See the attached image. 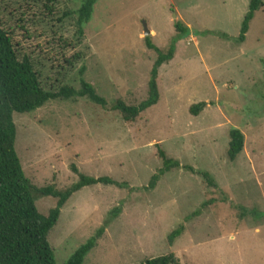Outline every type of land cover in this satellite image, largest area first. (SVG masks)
<instances>
[{"label":"rangeland","instance_id":"obj_1","mask_svg":"<svg viewBox=\"0 0 264 264\" xmlns=\"http://www.w3.org/2000/svg\"><path fill=\"white\" fill-rule=\"evenodd\" d=\"M81 1L0 0V28L18 58L30 59L45 91L79 90L82 78L108 105L137 106L147 97L155 59L143 24L161 51L174 22L190 35L158 70L159 101L132 122L86 98L13 115L17 156L36 187L72 186L78 177L71 166L126 184L87 186L70 197L47 236L56 264L104 222L83 264H143L168 254L179 264H264V219L241 217L264 213V0L242 43L249 0H97L80 33L74 12ZM202 102L205 108L192 116L189 108ZM231 129L244 136L234 162L226 154ZM159 149L195 173L174 169L148 189L161 168ZM54 203L47 198L35 205L44 214ZM117 206L121 212L110 220ZM180 224L184 233L169 246L167 236Z\"/></svg>","mask_w":264,"mask_h":264},{"label":"trees","instance_id":"obj_2","mask_svg":"<svg viewBox=\"0 0 264 264\" xmlns=\"http://www.w3.org/2000/svg\"><path fill=\"white\" fill-rule=\"evenodd\" d=\"M56 2L57 0H47ZM97 0H82L74 12L77 26L82 28L91 19ZM263 7L262 0H249L247 12L242 20L238 43L245 40L249 25L256 11ZM174 35L170 38L165 51H161L149 36L144 37L145 47L153 51L155 59L147 82V97L137 106H128L121 100L110 105L97 95L93 87L80 79V89L63 86L57 92L45 91L38 80L37 74L28 57L21 60L15 52L11 37L0 28V264H56L54 250L47 240L48 233L56 225L61 210L70 197L87 186L103 185L125 188L126 184L119 183L107 177L91 178L80 174L74 166L71 170L77 175L78 181L64 190H57L52 185L36 187L25 176L15 149L16 128L13 115L30 114L41 108L49 101H68L76 98H86L92 105L100 109L120 114L122 121L132 122L141 113L157 104L159 92L157 87L158 70L173 59L176 44L190 35V30L182 22L173 24ZM221 38L224 35L217 34ZM84 68L79 70L82 76ZM205 108V103H198L189 108L192 116H197ZM227 158L234 162L243 150L244 136L238 129L229 131ZM158 156L161 168L150 178L148 189L155 187L159 178L164 174L182 168L195 173L189 166L181 167L176 161L168 158L159 149ZM208 187L217 189V185L206 172L198 174ZM50 198L54 206L46 213H40L36 201ZM226 199V198H225ZM121 212L120 206L110 212V220ZM256 220L264 219L263 212L249 211L241 217L250 216ZM190 219V218H186ZM108 222L97 230L96 234L86 243L78 247L64 264H83L85 257L96 246L104 234ZM184 233V225L180 224L167 236V244L172 246ZM143 264H179L173 254L159 256L145 261Z\"/></svg>","mask_w":264,"mask_h":264},{"label":"water","instance_id":"obj_3","mask_svg":"<svg viewBox=\"0 0 264 264\" xmlns=\"http://www.w3.org/2000/svg\"><path fill=\"white\" fill-rule=\"evenodd\" d=\"M143 35L144 37L150 36V31L145 24H143Z\"/></svg>","mask_w":264,"mask_h":264}]
</instances>
